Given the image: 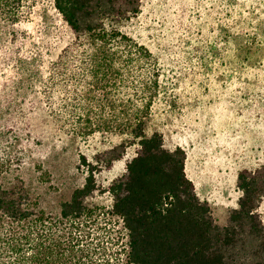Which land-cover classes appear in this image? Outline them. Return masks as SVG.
<instances>
[{
  "label": "rangeland",
  "instance_id": "1",
  "mask_svg": "<svg viewBox=\"0 0 264 264\" xmlns=\"http://www.w3.org/2000/svg\"><path fill=\"white\" fill-rule=\"evenodd\" d=\"M34 1L19 27L0 25V182L54 216L92 170L96 190L86 201L119 231L108 188L134 148L126 134L84 137L51 121L46 110L60 98H48L41 82L73 35L53 0ZM122 30L160 70L146 135L185 151L197 197L226 225L240 197L237 174L264 164V0H145ZM258 213L264 226V197Z\"/></svg>",
  "mask_w": 264,
  "mask_h": 264
},
{
  "label": "trees",
  "instance_id": "2",
  "mask_svg": "<svg viewBox=\"0 0 264 264\" xmlns=\"http://www.w3.org/2000/svg\"><path fill=\"white\" fill-rule=\"evenodd\" d=\"M144 1L53 0L73 41L41 82L48 98H60L46 110L51 121L84 137L126 134L134 148L125 174L108 188L109 215L120 230L86 201L96 190L92 170L54 216L0 182V264H264L258 213L264 164L237 174V207L219 226L186 175L185 151L167 150L159 133H145L160 70L151 52L122 30ZM34 4L0 0V25L19 27Z\"/></svg>",
  "mask_w": 264,
  "mask_h": 264
}]
</instances>
